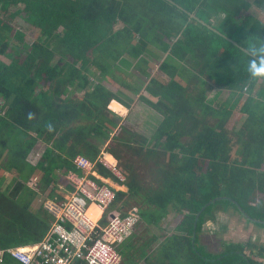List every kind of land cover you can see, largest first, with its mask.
<instances>
[{
	"label": "trees",
	"instance_id": "trees-1",
	"mask_svg": "<svg viewBox=\"0 0 264 264\" xmlns=\"http://www.w3.org/2000/svg\"><path fill=\"white\" fill-rule=\"evenodd\" d=\"M259 3L264 8L261 0H0V54L10 58L0 56V248L36 244L52 226L47 209L37 214L19 205L18 191L4 192L28 189L33 174L22 169L38 168L41 188L64 203L75 189L69 173L83 172L74 158L84 155L94 163L91 177L108 179L116 193L107 210L82 198L86 215L100 225L113 210L137 208L140 216L119 247L120 264H263L254 256H264V245L225 242L215 253L200 241L217 208L264 227V75L249 70L264 47V20L250 12ZM18 16L39 29L32 43L16 28ZM155 66L166 76L152 74ZM133 68L139 74L130 82ZM135 94L162 115L150 134L111 109L130 108ZM39 141L47 148L33 164ZM103 150L124 180L99 161ZM171 213L176 224L167 230ZM1 264L22 263L7 252Z\"/></svg>",
	"mask_w": 264,
	"mask_h": 264
},
{
	"label": "built area",
	"instance_id": "built-area-1",
	"mask_svg": "<svg viewBox=\"0 0 264 264\" xmlns=\"http://www.w3.org/2000/svg\"><path fill=\"white\" fill-rule=\"evenodd\" d=\"M99 161L120 180L125 179L123 170L109 159L107 151L101 152ZM74 162L83 172L69 174L75 189L69 193L66 202L49 205L56 220L48 235L33 245L0 248V264L7 252L22 264H77L82 259L86 264L121 263L119 244L132 234L139 221L137 208L126 215L118 213L114 218L109 215V222L105 225L93 222L86 215L81 199L90 200L100 209L107 210L116 193L108 179L102 177L103 182H99L91 177L95 174L94 163L86 156L77 155Z\"/></svg>",
	"mask_w": 264,
	"mask_h": 264
},
{
	"label": "rangeland",
	"instance_id": "rangeland-1",
	"mask_svg": "<svg viewBox=\"0 0 264 264\" xmlns=\"http://www.w3.org/2000/svg\"><path fill=\"white\" fill-rule=\"evenodd\" d=\"M262 3H264V0H261ZM17 8H13L12 11L14 12ZM11 11V12H12ZM15 25L16 28H20L24 30L27 33V40L29 43H32L37 38V31L39 29H34L30 26V24L25 21L22 17H16L15 19ZM123 26L122 22H119L115 25V29H120V27ZM17 43V41H14V43ZM1 58L6 59L7 61H10V58L0 54ZM152 74L158 73L159 75L166 76L165 73L161 72L157 69V67L150 69ZM132 75H129L130 82H134L135 75H138L139 73L137 70L133 68ZM111 74L114 75H120L121 74L113 69ZM123 75V74H122ZM143 77V76H142ZM145 79V78H144ZM103 83H105L108 87H110L113 90H120L122 87H120L119 84L111 80L110 78H105L103 80ZM218 87L214 86L213 89L209 90L208 94V100H212L215 97V94L218 93ZM126 91L131 92L128 89ZM141 93H143L147 97H151L152 100H156V97H152L149 95V93L146 90H140ZM132 93V92H131ZM79 96L83 95V91H80L77 93ZM227 94L223 93L220 95V100L224 99ZM136 98V101H134L130 108L125 107V110H119L115 109L111 106L112 110H115L119 115H121L122 121L121 123H125L128 127L134 128V130L141 131L143 133H151L155 130L157 125L162 119V115L158 113L155 109H153L147 102L139 99V94L133 95ZM150 98V99H151ZM0 102L3 103V100L0 99ZM0 112H4L3 108L0 109ZM41 143V144H40ZM35 149L30 153L28 156L29 161L37 162L41 154L44 152V148H47V144L40 142ZM22 170L29 171L32 174H34L36 171H39L36 167H24ZM73 172H70L71 174ZM39 177H34L33 180H29L28 189H32V185L37 187L40 183ZM112 183V182H111ZM16 184V183H15ZM14 184V185H15ZM117 187H121L120 185H116ZM69 197V195H68ZM133 210V209H132ZM233 215L228 213L227 211L222 210L221 208H217L213 211V214L208 216L206 218V222L203 225V233L201 235V243H203L211 252H220L224 248L225 242H241V243H247V241H253L255 243H258L257 245H264V227L257 225L253 222H250L248 220H245L244 217L239 214L237 210H230ZM111 213H117V211L113 210ZM175 216L173 213H171L168 218L165 221L164 225H166L168 228L167 230H172L173 227L176 224ZM137 225V224H136ZM141 226H139V229ZM138 230V229H137ZM139 230V231H140ZM260 244V245H259ZM124 242L119 245L123 246ZM247 248V247H246ZM254 248H247V253H252ZM252 255V254H251ZM255 259L261 260L264 264V256H260L259 254L255 253Z\"/></svg>",
	"mask_w": 264,
	"mask_h": 264
},
{
	"label": "crops",
	"instance_id": "crops-1",
	"mask_svg": "<svg viewBox=\"0 0 264 264\" xmlns=\"http://www.w3.org/2000/svg\"><path fill=\"white\" fill-rule=\"evenodd\" d=\"M250 12L253 14L254 17L258 18V19H261V20H264V8L263 6L259 3V4H254L250 10ZM59 56H57L58 58ZM156 64V66H158V62H154ZM155 66V67H156ZM158 69V68H157ZM159 70V69H158ZM120 73V72H119ZM113 80V79H111ZM114 82H116L117 84L120 85V87H122V89H124L125 87L121 85V83L117 80H113ZM127 88H125V91H126ZM142 90H145V89H142ZM116 91V90H115ZM80 92L79 90L76 91L75 93H78ZM150 96H152L151 94H149ZM154 97V96H152ZM151 98V97H149ZM152 99V98H151ZM123 107L125 108V106L123 105ZM126 109V108H125ZM42 142V143H45L43 141H39L37 143V145L35 147H37L39 145V143ZM41 144V143H40ZM46 144V143H45ZM35 149V148H34ZM46 148H44V152H45ZM44 152L41 154V156L39 157L38 161L37 162H31L33 164H37L40 160V158L43 156ZM6 157V156H5ZM5 163V160L3 161H0V164H4ZM5 176L8 177V176H11L13 175V173L10 171V170H5ZM16 174V173H14ZM16 180L19 181L21 179V177L19 176V174H16ZM34 177H39L41 178L42 175L39 173V171H36L30 178V180H33ZM15 181V182H17ZM22 181V180H21ZM40 181V180H39ZM29 183V181L27 182V184ZM41 186H43V184L39 183V186L35 187V186H31L32 189H22V190H18L17 188H5L4 189V192L5 193H9L11 194V196H14L13 194L16 193V191H18V195H17V201H19V205L20 203L23 205L22 207H29V210L31 211H34L36 212L37 214L40 213L41 209L43 208L44 211H46V209L49 211V213L51 214V217H52V226L54 225L55 223V220H56V214L50 209V204L52 202H57L55 199L51 198L50 197V188H41ZM47 187V186H46ZM63 187V185H62ZM120 188L126 190L127 187L126 186H121ZM69 195V194H68ZM67 195V196H68ZM26 197V198H24ZM21 199V200H20ZM24 199H26V203H24ZM27 204H30V206H26ZM21 207V206H20ZM21 207V208H22ZM23 209V208H22ZM117 211V210H115ZM117 213H120V211H117ZM51 226V227H52ZM136 229L134 228L133 231H135ZM142 233V236L145 234V232H141ZM136 240V238L134 239ZM38 243V242H37ZM25 245H29V244H25ZM19 246H24V245H19Z\"/></svg>",
	"mask_w": 264,
	"mask_h": 264
},
{
	"label": "clouds",
	"instance_id": "clouds-1",
	"mask_svg": "<svg viewBox=\"0 0 264 264\" xmlns=\"http://www.w3.org/2000/svg\"><path fill=\"white\" fill-rule=\"evenodd\" d=\"M257 51L261 53L259 62L250 61L249 70L253 76H262L264 75V47L259 48Z\"/></svg>",
	"mask_w": 264,
	"mask_h": 264
},
{
	"label": "water",
	"instance_id": "water-1",
	"mask_svg": "<svg viewBox=\"0 0 264 264\" xmlns=\"http://www.w3.org/2000/svg\"><path fill=\"white\" fill-rule=\"evenodd\" d=\"M192 17H195L196 18V14H192ZM245 50H247L248 51V49L247 48H245ZM119 129V128H118ZM217 198H215V199H212V201L214 202L215 200H216ZM211 203V201H209L207 204H210ZM242 209V208H241ZM243 211V210H242ZM243 213L245 214V215H247L244 211H243ZM112 218H114V217H116L117 216V214L116 213H111V215H110ZM253 219V221H261V220H259V219H256V218H252ZM263 222H264V220H262Z\"/></svg>",
	"mask_w": 264,
	"mask_h": 264
},
{
	"label": "bare ground",
	"instance_id": "bare-ground-1",
	"mask_svg": "<svg viewBox=\"0 0 264 264\" xmlns=\"http://www.w3.org/2000/svg\"><path fill=\"white\" fill-rule=\"evenodd\" d=\"M110 159V158H109ZM111 160V159H110ZM112 161V160H111Z\"/></svg>",
	"mask_w": 264,
	"mask_h": 264
}]
</instances>
